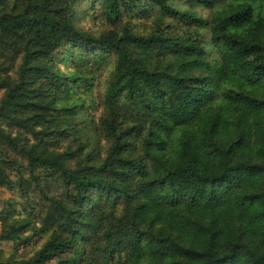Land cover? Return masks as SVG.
<instances>
[{
    "label": "trees",
    "instance_id": "obj_1",
    "mask_svg": "<svg viewBox=\"0 0 264 264\" xmlns=\"http://www.w3.org/2000/svg\"><path fill=\"white\" fill-rule=\"evenodd\" d=\"M80 1L115 28L82 30ZM172 1L0 0V188L37 195L0 244L40 242L0 264H264V0ZM109 56L95 117L58 64Z\"/></svg>",
    "mask_w": 264,
    "mask_h": 264
},
{
    "label": "rangeland",
    "instance_id": "obj_2",
    "mask_svg": "<svg viewBox=\"0 0 264 264\" xmlns=\"http://www.w3.org/2000/svg\"><path fill=\"white\" fill-rule=\"evenodd\" d=\"M85 4H86L85 1H80V3H78L77 6L75 7V10L78 13V17H79L77 25L82 30L92 33L94 35H99L112 28H115L112 25L106 24L103 21L102 17L100 16L99 10L96 9L90 10L89 8L85 7ZM171 4L177 8L190 9L204 17L209 15L208 9L195 5H189L188 3L182 0H177V1L174 0L171 2ZM158 15H159V11L156 8L147 11L146 6H141L140 8L136 9L134 13L132 14L126 13L125 15H123V17L121 18V24H126L131 29H133V31L143 34L152 31L154 27V22L158 17ZM162 24H168L169 25L168 30L173 32H181L183 30H186V27L183 24L169 17H163ZM58 66L60 68V71L68 70V71H72L71 73L80 74L81 78L85 77V80H82L80 82L79 87L75 88L72 99L78 98L85 105L93 103L92 107H94V105L96 104L97 107H94V110L93 111L90 110V112L92 113L93 116L95 117L98 116L100 114L99 100L105 88L109 71L112 68V57L109 56L108 63L102 66V68L99 71L91 70V64L89 62H87L85 66H80L79 68H72V69L71 68L66 69L63 65L60 64H58ZM85 84L91 85L90 90H87ZM1 94L2 91H0V97ZM56 189H57L56 185L53 184L51 187V191H53V193H57L59 190ZM7 201H9V206L14 211V215H15L14 218L30 217L31 220L35 219L33 215L32 216L29 215V211H32V214H36L37 212L36 193H29L27 197H24L23 195L19 194L16 191L8 192L0 188V210ZM39 243L36 246H33L31 249L29 248L30 246L24 247L23 249L22 247L14 248L9 243H2L0 244V259L3 260L8 256L13 255L14 252H16V254L19 257L24 256L25 254L26 256L30 255L31 253H33L34 249L39 245Z\"/></svg>",
    "mask_w": 264,
    "mask_h": 264
}]
</instances>
